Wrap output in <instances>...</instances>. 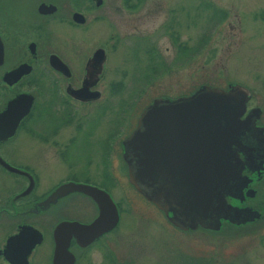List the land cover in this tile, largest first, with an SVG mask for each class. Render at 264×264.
Wrapping results in <instances>:
<instances>
[{
	"label": "flooded vegetation",
	"instance_id": "obj_1",
	"mask_svg": "<svg viewBox=\"0 0 264 264\" xmlns=\"http://www.w3.org/2000/svg\"><path fill=\"white\" fill-rule=\"evenodd\" d=\"M149 2L0 0V264H132L123 253L126 216L141 221V203L181 233L241 235L251 230L257 236L225 240L234 261L222 249L211 254L207 248L195 263L192 256L181 257L185 264H239L243 253L258 245L264 253V238L259 237L264 236V163L246 164L242 187L235 197H225L246 211L240 218H257L239 223L221 219L215 231L174 226L128 180L122 142L142 110L154 99L173 100L195 90L157 93L149 101L145 97L158 79L141 84V50L155 52L162 70L176 64L162 59L152 31L165 34L176 50L185 43L178 4L156 22L160 5ZM192 56L187 54L185 61ZM120 86L129 100H120L115 115L114 91ZM247 102L240 119L251 115L263 148L264 110L247 108ZM238 157L245 160L241 152ZM66 183L95 188L102 197L98 202L68 185L51 198ZM99 203L108 208L95 232L79 226L99 217ZM56 244L67 253L54 255Z\"/></svg>",
	"mask_w": 264,
	"mask_h": 264
},
{
	"label": "water",
	"instance_id": "obj_2",
	"mask_svg": "<svg viewBox=\"0 0 264 264\" xmlns=\"http://www.w3.org/2000/svg\"><path fill=\"white\" fill-rule=\"evenodd\" d=\"M248 93L240 84H228L224 89L204 84L188 96L154 99L123 140L129 182L174 226L215 231L221 219L239 223L257 218L254 214L240 218L246 211L225 199L235 197L242 187L241 170L246 164L264 163V147L259 148L262 143L255 137L251 115L240 119ZM240 152L245 157L242 162ZM68 185L98 202L102 197L95 188L66 183L51 198ZM99 208L98 218L79 226L95 232L108 206L99 203ZM115 222L116 214L112 225ZM103 230L106 228L100 232ZM61 250L67 253L56 244L54 255Z\"/></svg>",
	"mask_w": 264,
	"mask_h": 264
},
{
	"label": "rangeland",
	"instance_id": "obj_3",
	"mask_svg": "<svg viewBox=\"0 0 264 264\" xmlns=\"http://www.w3.org/2000/svg\"><path fill=\"white\" fill-rule=\"evenodd\" d=\"M149 3L160 5L155 13L156 22L164 19L167 8L178 4L177 18L183 23L179 33L183 34V44L189 46L182 44L183 50H176L165 34L152 31L151 35L158 39L162 59L176 64L173 70H162L160 64H155L159 58L155 52L141 50V84L158 79L156 87L154 84L145 87L148 101L157 93H181L201 84L220 88L228 86L226 84H240L248 89L249 97L252 93L247 108L258 105L264 110V0H150ZM192 53V60L186 62L185 56ZM168 71L170 78H167ZM126 93L123 86L114 91L115 115L118 110L120 114V100H129ZM126 218L129 231L123 253L132 264H185L181 257L192 256L193 261L201 259L207 248L211 254L222 249L225 258L234 261L235 253L228 249L229 242L225 240L257 237L250 234L251 230L242 231L241 235L181 233L159 222L155 213L142 203L141 221L135 219L137 223H134L131 214ZM259 237L264 238L263 235ZM261 250L258 245L243 253L239 264H264Z\"/></svg>",
	"mask_w": 264,
	"mask_h": 264
}]
</instances>
